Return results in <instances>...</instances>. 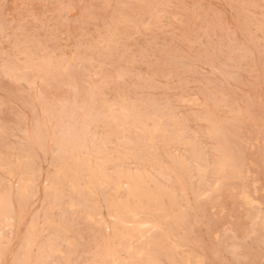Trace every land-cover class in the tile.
Listing matches in <instances>:
<instances>
[{"label": "rangeland", "instance_id": "obj_1", "mask_svg": "<svg viewBox=\"0 0 264 264\" xmlns=\"http://www.w3.org/2000/svg\"><path fill=\"white\" fill-rule=\"evenodd\" d=\"M0 261L264 264V0H0Z\"/></svg>", "mask_w": 264, "mask_h": 264}, {"label": "snow or ice", "instance_id": "obj_2", "mask_svg": "<svg viewBox=\"0 0 264 264\" xmlns=\"http://www.w3.org/2000/svg\"><path fill=\"white\" fill-rule=\"evenodd\" d=\"M5 7H7V6H5ZM0 264H3V262H2V261H0Z\"/></svg>", "mask_w": 264, "mask_h": 264}]
</instances>
